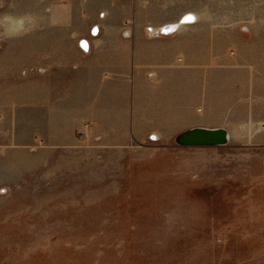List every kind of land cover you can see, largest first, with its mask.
Returning a JSON list of instances; mask_svg holds the SVG:
<instances>
[{"label": "rangeland", "instance_id": "rangeland-1", "mask_svg": "<svg viewBox=\"0 0 264 264\" xmlns=\"http://www.w3.org/2000/svg\"><path fill=\"white\" fill-rule=\"evenodd\" d=\"M110 5L131 13L123 35L162 34L197 13L187 48L194 91L209 97L195 111L206 113L198 122L228 126L229 140L179 145L188 122L164 139L109 146L83 122L75 145L27 152L18 122L19 145L0 161V264H264V0H0V47L25 36L28 12L102 17ZM18 83L0 81V117L25 109V97H11Z\"/></svg>", "mask_w": 264, "mask_h": 264}, {"label": "crops", "instance_id": "crops-1", "mask_svg": "<svg viewBox=\"0 0 264 264\" xmlns=\"http://www.w3.org/2000/svg\"><path fill=\"white\" fill-rule=\"evenodd\" d=\"M116 5L107 7L102 17L100 9L28 12L27 25L21 27L25 36L3 42L0 81L19 82L18 91L5 95L25 97L21 105L25 109L14 107L1 114L0 161L10 145H19L13 130L18 122L26 126L21 146L27 152L38 144L46 149L75 145L83 122L89 125L88 133L97 136L96 142L109 146L148 140L151 133L164 139L188 122L217 126L198 122L206 113L195 111L199 97L205 106L209 90L204 86L203 91H194L195 53L187 48L194 22H185L174 33L149 36L135 28L132 35H123L131 13ZM94 24L98 27L92 34ZM80 38L85 39L86 50L78 46ZM209 60L207 53L197 62L208 63L203 81L209 75ZM23 67L25 75L20 74Z\"/></svg>", "mask_w": 264, "mask_h": 264}, {"label": "water", "instance_id": "water-1", "mask_svg": "<svg viewBox=\"0 0 264 264\" xmlns=\"http://www.w3.org/2000/svg\"><path fill=\"white\" fill-rule=\"evenodd\" d=\"M229 130L222 125H194L178 132L174 138L179 145H221L227 143Z\"/></svg>", "mask_w": 264, "mask_h": 264}, {"label": "bare ground", "instance_id": "bare-ground-1", "mask_svg": "<svg viewBox=\"0 0 264 264\" xmlns=\"http://www.w3.org/2000/svg\"><path fill=\"white\" fill-rule=\"evenodd\" d=\"M198 17L197 13L193 12V11H186L184 12L179 21L178 22H175V23H165L163 25V29L164 30H167V31H170L172 29H175V28H178V26L182 23H185V22H190L191 20L194 21V19L196 20ZM183 21V22H182ZM192 22V21H191ZM97 26V25H96ZM98 27V26H97ZM155 136V135H154Z\"/></svg>", "mask_w": 264, "mask_h": 264}, {"label": "built area", "instance_id": "built-area-1", "mask_svg": "<svg viewBox=\"0 0 264 264\" xmlns=\"http://www.w3.org/2000/svg\"><path fill=\"white\" fill-rule=\"evenodd\" d=\"M191 21H192V20H191ZM148 30L154 32L153 30H151L150 27H148ZM160 31H162V32H168L167 30H164V29L162 30L161 28H160ZM96 32H97V26H96V24H94V25L92 26L91 30H90V33L94 34V33H96ZM123 34H127V33L124 31ZM77 43H78V46H79L82 50H86V49H87L86 41H85L84 38H80V39L78 40Z\"/></svg>", "mask_w": 264, "mask_h": 264}]
</instances>
